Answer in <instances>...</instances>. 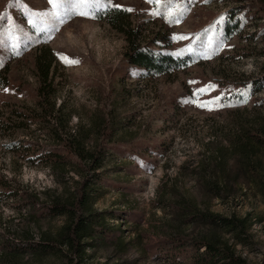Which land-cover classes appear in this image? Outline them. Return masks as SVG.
I'll return each mask as SVG.
<instances>
[{"label":"rangeland","instance_id":"obj_1","mask_svg":"<svg viewBox=\"0 0 264 264\" xmlns=\"http://www.w3.org/2000/svg\"><path fill=\"white\" fill-rule=\"evenodd\" d=\"M114 1L128 11L120 23L136 28L143 44L171 41L169 48L187 50L188 57L165 72L146 69L130 61L126 34L107 18L73 16L49 39L27 22L40 23L34 12L49 10L48 0H0V38L11 30L24 47L20 56L0 47V264L66 260L63 252L31 245L55 236L66 221V214H50L42 203L71 197L93 173L61 139L79 130L88 147L105 151L92 180L94 207L106 210L111 221L105 237L87 239V261L177 264L162 254L174 251L186 262L192 239L215 232L235 244L243 264H264V189L230 149L241 121L264 117V2ZM234 7L239 24L227 31ZM171 12H177L175 21L165 14ZM221 16L225 20L218 23ZM43 46L54 54L46 117L37 104L35 70ZM61 53L80 63L66 64ZM245 88L249 95L241 103L237 90ZM216 97L224 107L198 106ZM259 157L257 171L264 178V148ZM217 175L226 176L220 189ZM187 201L227 216L248 215L250 222L237 236L184 216L178 204ZM183 242L187 246L179 248Z\"/></svg>","mask_w":264,"mask_h":264},{"label":"trees","instance_id":"obj_2","mask_svg":"<svg viewBox=\"0 0 264 264\" xmlns=\"http://www.w3.org/2000/svg\"><path fill=\"white\" fill-rule=\"evenodd\" d=\"M170 0H162V5ZM264 2V0H262ZM112 4L118 5L114 0ZM120 6V5H119ZM127 8L121 6L120 8L109 7L104 11H99L96 18H107L114 26L119 28L126 34L128 41V56L132 63L144 67L146 69L155 70L157 72H165L171 66H178L183 63L185 57H188V51L181 52L169 48L171 41H163L156 39L157 47L153 45L143 44L138 37L141 33L133 28L131 25L120 23L119 17ZM128 12V11H127ZM126 12V13H127ZM165 12V11H164ZM239 13L238 7L229 10L230 20L224 23L225 30H233L238 24L239 20L235 19ZM171 20L175 21L177 12L165 13ZM24 47L21 45V52ZM41 52L36 56V73L40 80L38 88V106L41 107V113L46 117L51 114L48 113L44 107L46 101L54 93L52 87L51 69L54 63V54L49 46L41 47ZM56 101L51 105V110L55 109ZM58 133V137H60ZM84 133L81 130L77 133L67 135L63 139L65 146L78 156L81 161H88V168L93 172L91 175L84 177L81 180L78 191L71 197H55L53 200H46L42 203L47 207L50 214H66V221L61 225L55 236L49 238H42V240L32 243V249L41 248L45 251L63 252L66 260L61 264H93L87 261L86 244L87 239L96 240L103 238L111 229V221L106 215V210H98L94 207V188L93 181L97 175V170L102 166L105 156V151L102 147H88L83 141ZM230 149L238 153L243 162L247 172L250 173V178L255 183H258L264 189V178L257 171L261 166L262 159L259 157V151L264 148V117L258 119L257 122L241 121L234 129L231 135ZM223 149L219 150L217 159H222ZM57 157L63 158L60 151L55 152ZM219 162V160H217ZM226 177V176H225ZM219 175L216 176L214 184L219 187L224 186L226 178ZM10 191L11 194H15ZM23 196L28 192H23ZM33 203L39 200L37 194L34 195ZM25 197V196H24ZM37 204V203H35ZM184 216L203 219L213 224L231 230L237 236H240L239 230H246L249 216L240 217L237 215L227 216L217 213L213 210L202 209L191 201L178 204ZM176 245V244H175ZM187 246L185 242L178 245ZM191 251L186 262L180 261L174 251H167L162 253L167 257L168 263L177 264H243V258L236 253L235 244L231 243L229 239L222 238L217 233L210 235H203L199 238L192 239ZM65 246V247H64ZM205 246V249H201ZM184 247V246H183ZM22 248V247H17ZM109 264V263H104ZM123 264V263H114Z\"/></svg>","mask_w":264,"mask_h":264},{"label":"snow or ice","instance_id":"obj_3","mask_svg":"<svg viewBox=\"0 0 264 264\" xmlns=\"http://www.w3.org/2000/svg\"><path fill=\"white\" fill-rule=\"evenodd\" d=\"M18 2V0H14ZM159 2V0H156ZM48 3L51 5L50 9L45 12H34V15L40 17V23H37L36 20L28 18V23L33 26L37 32H44L47 34L48 38L51 39L52 36L59 31L60 27L64 25L68 19L73 16H82V17H91L96 18V14L99 11H104L109 7L120 8L119 5L112 4V0H48ZM131 11V9H128ZM4 17L0 16V20H3ZM225 20L224 16L219 18L218 23H223ZM178 22V21H177ZM42 25V26H41ZM214 27V26H213ZM7 39L0 38V47L9 49L12 54L15 56H20L21 44L20 37L17 36L14 32L9 30L6 34ZM182 39H187V37H181ZM189 51L192 49L189 48ZM60 59L68 65L79 64L78 59L68 57L66 54H59ZM207 58V57H206ZM3 61L0 60V65ZM250 88V86H249ZM249 88L239 89L238 93L244 97L241 103H246L249 95ZM7 91V90H6ZM205 89H199L198 92H203ZM220 100V97H216L214 101L210 102H199L198 106L208 107L209 110H212L211 106L216 105L218 107H224L223 104H217ZM196 103V101H192Z\"/></svg>","mask_w":264,"mask_h":264}]
</instances>
